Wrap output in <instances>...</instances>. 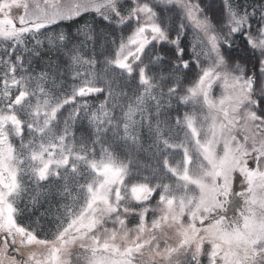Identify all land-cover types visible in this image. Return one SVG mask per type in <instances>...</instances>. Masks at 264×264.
<instances>
[{"label":"snow or ice","instance_id":"6c2138e0","mask_svg":"<svg viewBox=\"0 0 264 264\" xmlns=\"http://www.w3.org/2000/svg\"><path fill=\"white\" fill-rule=\"evenodd\" d=\"M0 264H264V0H0Z\"/></svg>","mask_w":264,"mask_h":264},{"label":"trees","instance_id":"16d2710c","mask_svg":"<svg viewBox=\"0 0 264 264\" xmlns=\"http://www.w3.org/2000/svg\"><path fill=\"white\" fill-rule=\"evenodd\" d=\"M85 21L94 22L97 24L101 23L98 17H96L94 20L93 16L89 15V16H85L83 19L77 20L76 22H71V21L65 22L61 27L65 28V29L70 28V29L74 30L78 25L83 24ZM187 75L189 76L190 79L192 78L191 72H189ZM100 99H102V97H100ZM93 102H98V100H95V98H94ZM184 110L185 109H181V111H184ZM54 207H55V205H53V208ZM40 211L42 212V211H44V209H41ZM38 216H39V213H37L35 216H31V217L25 216L21 222L24 224H28L31 222V220L38 218ZM53 219H54V213H49L44 219L39 220V223L42 226H44L45 229L47 230V228H50L52 226Z\"/></svg>","mask_w":264,"mask_h":264},{"label":"rangeland","instance_id":"374dc122","mask_svg":"<svg viewBox=\"0 0 264 264\" xmlns=\"http://www.w3.org/2000/svg\"><path fill=\"white\" fill-rule=\"evenodd\" d=\"M216 91H217V94H219V89L218 88L216 89ZM235 187H237L238 190L241 189V183H240L239 180L236 182ZM153 203H155V201H153Z\"/></svg>","mask_w":264,"mask_h":264},{"label":"flooded vegetation","instance_id":"af4514ba","mask_svg":"<svg viewBox=\"0 0 264 264\" xmlns=\"http://www.w3.org/2000/svg\"><path fill=\"white\" fill-rule=\"evenodd\" d=\"M235 188H236V190H237V191H239V190H240V189L238 190V188H237V187H235Z\"/></svg>","mask_w":264,"mask_h":264}]
</instances>
